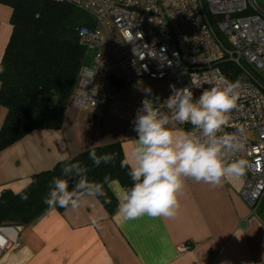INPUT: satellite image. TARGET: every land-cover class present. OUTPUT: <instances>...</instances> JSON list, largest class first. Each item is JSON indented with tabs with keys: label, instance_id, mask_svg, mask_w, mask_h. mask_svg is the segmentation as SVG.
Returning <instances> with one entry per match:
<instances>
[{
	"label": "crops",
	"instance_id": "crops-1",
	"mask_svg": "<svg viewBox=\"0 0 264 264\" xmlns=\"http://www.w3.org/2000/svg\"><path fill=\"white\" fill-rule=\"evenodd\" d=\"M11 15V8L0 4V62L11 34ZM84 67H92L86 58ZM100 76L106 81L105 74L98 75L96 93ZM138 98L121 102L135 106ZM5 118L0 106V130ZM136 135L133 127L69 105L61 130L34 131L0 152V194L21 192L33 175L51 170L65 155L73 158L119 143L125 156ZM242 181L230 175L213 187L187 180L172 219L144 216L124 222L89 198L77 210L50 209L29 226L12 227L17 247L2 255L0 264H264V211L259 206L252 215L240 195ZM107 189L117 200L120 186L111 182ZM181 246L190 250L178 254Z\"/></svg>",
	"mask_w": 264,
	"mask_h": 264
},
{
	"label": "built area",
	"instance_id": "built-area-1",
	"mask_svg": "<svg viewBox=\"0 0 264 264\" xmlns=\"http://www.w3.org/2000/svg\"><path fill=\"white\" fill-rule=\"evenodd\" d=\"M64 3L86 13L93 29L81 28L78 39L94 52L92 67H83L71 105L92 110L133 127L144 98L137 84L150 82L168 96L172 87H190L194 98L213 83L226 79L221 66L230 63L241 75L238 107L230 112L223 131H244L245 167L240 195L251 210L264 198V0H46ZM98 27L104 32L101 37ZM100 73L112 75L138 95L129 106L109 95L94 92ZM227 80V79H226ZM222 83V81H221ZM200 85L201 87H197ZM167 97L163 96L162 102ZM162 111L167 109L158 104ZM182 127L191 128L190 125ZM130 138V135H127ZM14 228L0 226V258L17 247ZM190 250L177 248L178 254Z\"/></svg>",
	"mask_w": 264,
	"mask_h": 264
},
{
	"label": "clouds",
	"instance_id": "clouds-1",
	"mask_svg": "<svg viewBox=\"0 0 264 264\" xmlns=\"http://www.w3.org/2000/svg\"><path fill=\"white\" fill-rule=\"evenodd\" d=\"M4 71L0 62V73ZM221 81L206 80L204 84L210 87L198 98H194L190 87L170 86L171 94L163 103L159 97L146 96L142 101L133 121V131L137 134L134 146L120 161V167L127 169L131 180L117 197L116 215L122 221L144 216L175 218L179 209L178 194L187 180L215 187L230 175L242 173L246 162L231 157L243 150L244 131L242 128L232 133L223 131L229 125L230 112L238 107L239 81L224 78ZM116 155L89 151V159L97 167L114 165ZM60 162L61 174L51 178L43 200L49 208L77 210L85 198L106 196L105 185L111 183L108 175L102 181H92L88 178L90 169L82 162L73 161L67 155ZM16 195L21 200L28 199L26 192Z\"/></svg>",
	"mask_w": 264,
	"mask_h": 264
},
{
	"label": "trees",
	"instance_id": "trees-1",
	"mask_svg": "<svg viewBox=\"0 0 264 264\" xmlns=\"http://www.w3.org/2000/svg\"><path fill=\"white\" fill-rule=\"evenodd\" d=\"M12 10L11 34L1 62L0 106L6 118L0 130V152L19 142L28 134L38 131L62 129L64 114L77 91L84 67L86 49L80 44L81 28L93 29L95 23L74 6L46 0H0ZM228 81L241 78L230 63L221 66ZM98 155L116 153L115 164H100L89 159V151ZM71 158L80 161L90 171L88 178L102 181L105 175L120 188L131 184L127 169L120 167L124 157L119 143L91 148ZM61 162L51 170L35 174L19 193L26 192L28 199L9 191L0 194V226L26 227L33 224L50 209L62 212L59 206L49 208L43 200L49 181L61 174ZM106 196L98 198L109 215L116 212L117 200L105 185ZM263 201V200H262ZM261 203L259 210H262Z\"/></svg>",
	"mask_w": 264,
	"mask_h": 264
},
{
	"label": "rangeland",
	"instance_id": "rangeland-1",
	"mask_svg": "<svg viewBox=\"0 0 264 264\" xmlns=\"http://www.w3.org/2000/svg\"><path fill=\"white\" fill-rule=\"evenodd\" d=\"M98 31H100V35L101 37H105L104 32L98 27ZM94 52L92 51H88L86 53V60L87 62H90L92 64V57H93ZM100 74H104V73H100ZM105 77V76H104ZM102 84V85H101ZM102 86L104 87L105 90H103ZM108 83L107 80L105 81L103 79V76H100V80L99 82H97L96 86H95V90H100V95L104 96L107 95L106 93L109 92L108 91ZM137 88L139 90V93L145 98L146 96L148 98H154V97H159V101L160 103L162 102L163 96L164 97H168V93L166 90H161L159 87H157L155 84L150 83V82H140L137 84ZM151 90L150 92L148 90ZM138 98V95L136 93V91L134 89H132L130 86H127L125 89L123 90H119L116 93V99L126 102V103H134L136 101V99ZM242 179H244V177H241ZM262 210L264 211V202L262 205ZM261 212V209H260Z\"/></svg>",
	"mask_w": 264,
	"mask_h": 264
},
{
	"label": "water",
	"instance_id": "water-1",
	"mask_svg": "<svg viewBox=\"0 0 264 264\" xmlns=\"http://www.w3.org/2000/svg\"><path fill=\"white\" fill-rule=\"evenodd\" d=\"M107 83L112 92L123 90L126 86L124 82L116 80L112 75L107 77Z\"/></svg>",
	"mask_w": 264,
	"mask_h": 264
}]
</instances>
